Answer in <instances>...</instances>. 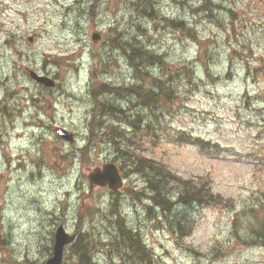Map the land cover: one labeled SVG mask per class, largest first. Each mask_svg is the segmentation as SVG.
I'll return each instance as SVG.
<instances>
[{
	"label": "rangeland",
	"instance_id": "1",
	"mask_svg": "<svg viewBox=\"0 0 264 264\" xmlns=\"http://www.w3.org/2000/svg\"><path fill=\"white\" fill-rule=\"evenodd\" d=\"M112 38L167 63L137 78ZM27 67L56 86L40 87ZM153 77L172 82L174 98L158 110L129 111L139 98L120 96L130 117L111 121L178 176L206 178L224 203L176 209L175 225L135 195L144 179L125 177L119 165L124 187L90 194V172L115 150L98 138L84 160L79 151L90 142L91 89L102 82L150 88ZM137 114L146 122L135 131ZM57 128L75 133L74 141L57 138ZM186 134L215 148L203 151ZM114 204L155 264H264V247L246 244L264 221V0H0V264H44L59 225L111 238ZM94 259L135 264L104 246ZM74 262L67 249L64 264Z\"/></svg>",
	"mask_w": 264,
	"mask_h": 264
},
{
	"label": "trees",
	"instance_id": "2",
	"mask_svg": "<svg viewBox=\"0 0 264 264\" xmlns=\"http://www.w3.org/2000/svg\"><path fill=\"white\" fill-rule=\"evenodd\" d=\"M172 25L175 28L181 29L183 23L172 21ZM115 42L117 43V41ZM118 46L127 54L128 63L131 65L133 73L137 78H150L151 72L148 67L155 64V62L164 64L160 56L149 53L143 47L133 46L128 50L124 45L119 44ZM153 79V86L150 88H145L138 83L132 84L131 88L122 86V88L120 87L114 91L122 90L126 94V97L136 94L139 98L138 105L141 104L144 107L152 104L155 107L153 109L158 110L159 103L166 102L167 100L170 101L174 98V88L170 86L172 82L165 83L166 81L161 78L153 77ZM100 90L113 91L112 88L107 86H103ZM104 105L105 107L102 110L94 112V120L90 125L89 144L79 150L83 160L90 151L91 143H96L98 138L101 139L102 143L106 138V143L109 142L108 144L112 145L115 150L112 162L120 166L124 176L132 177L136 174L144 179L145 187L138 189L135 195L139 198L146 195L152 205L149 208L154 207V209L163 212L167 216L168 222H172L173 225H175V218L178 216L176 209L224 204L222 196L213 193L212 186L205 180L206 178L195 180L193 178L178 176L162 161L145 156L141 148L136 146L134 137H129L126 134V129L115 126L114 122L111 121L119 113L122 114L124 119L125 117H130L128 111L119 106L116 107L109 101ZM138 105L136 104L135 106ZM135 106L131 105L129 111ZM153 114L156 116L155 112ZM142 122L144 121L137 114L136 119H134L131 125L136 131ZM146 124L148 127H151L148 122ZM134 135L137 136L136 133ZM183 139L192 145H196L203 151H210L211 146L215 148L209 141L203 138L192 137L189 134H186ZM144 190L149 195L145 194ZM113 207L112 215L117 217L115 221L111 222L112 226L116 228L114 229L115 234L111 238L104 240L92 237L88 233H81L69 249L70 259L72 258L75 261L71 264H97L94 255L99 246H104L106 249L109 248L111 253H115L121 259V263L123 261H133L135 264H155L156 260L153 251L147 249L140 234L126 226L118 205L114 204ZM183 226L180 229H184L187 225ZM252 234L253 238H249V240L253 242L249 241L245 243H256L264 247V221L261 229L254 230Z\"/></svg>",
	"mask_w": 264,
	"mask_h": 264
},
{
	"label": "water",
	"instance_id": "3",
	"mask_svg": "<svg viewBox=\"0 0 264 264\" xmlns=\"http://www.w3.org/2000/svg\"><path fill=\"white\" fill-rule=\"evenodd\" d=\"M100 34L95 32L92 36L94 42L100 39ZM30 41H32L30 39ZM31 77L37 82L46 86L52 87L54 81L48 77L40 76L34 71H29ZM56 133L59 137L68 141H73V134L68 133L65 129L58 128ZM90 189L93 190L94 186L105 187L108 186L112 190H118L122 187L123 181L119 174L117 167L114 164H104L102 167H96L89 174ZM75 235H69L63 226H60L55 235V245L53 256L45 264H62L64 249L66 246L73 243Z\"/></svg>",
	"mask_w": 264,
	"mask_h": 264
},
{
	"label": "bare ground",
	"instance_id": "4",
	"mask_svg": "<svg viewBox=\"0 0 264 264\" xmlns=\"http://www.w3.org/2000/svg\"><path fill=\"white\" fill-rule=\"evenodd\" d=\"M78 250V249H77Z\"/></svg>",
	"mask_w": 264,
	"mask_h": 264
}]
</instances>
